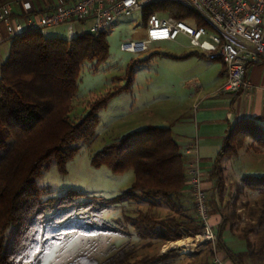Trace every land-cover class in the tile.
<instances>
[{"label": "trees", "instance_id": "1", "mask_svg": "<svg viewBox=\"0 0 264 264\" xmlns=\"http://www.w3.org/2000/svg\"><path fill=\"white\" fill-rule=\"evenodd\" d=\"M163 5L153 6L147 12L158 9L161 14L182 19L190 12L181 5ZM107 56L104 34L95 37L83 32L64 39L30 31L9 39L8 54L0 63V264H40L69 233L123 234L121 218L115 219L114 224L102 218L108 205L139 192L151 206L162 202L174 207L189 186L185 160L170 127L148 125L112 141L91 157L93 165L104 164L115 173L133 169L134 180L123 195L86 198L83 193L68 189L58 198H41L36 178L42 170L55 161L59 170L64 171L66 161L76 150L73 144L94 138L97 111L113 93L91 103L79 121H69L67 114L81 64H99ZM127 76L130 80L131 68ZM260 131V126L247 120L231 127L211 171L215 192L222 183L220 160L225 152L235 150L229 141L251 135L263 148L264 134ZM245 180L264 195V176L251 175ZM209 204L215 205L212 195ZM125 218L140 239L175 240L183 232L201 229L192 217L183 220L176 215L161 217L140 212ZM262 223L261 216L258 224ZM184 224L189 231L181 228ZM218 246L224 248L234 264H243L244 252ZM259 247L260 253L264 251V241ZM135 251L133 245L126 244L103 262L83 253L70 264H149L155 259L144 256L131 261Z\"/></svg>", "mask_w": 264, "mask_h": 264}, {"label": "rangeland", "instance_id": "2", "mask_svg": "<svg viewBox=\"0 0 264 264\" xmlns=\"http://www.w3.org/2000/svg\"><path fill=\"white\" fill-rule=\"evenodd\" d=\"M90 25V19L85 23H76L74 25L75 35L88 32ZM141 27H144V23L138 13L119 17L113 27L104 33L108 45L106 60L99 64L94 61H84L81 64L77 88L67 114L69 121H79L87 114L88 106L91 103L108 93L113 94L108 98L106 104L97 111L98 122L95 126L94 138L90 141H76L73 144L76 150L66 161L64 171H60L56 162L52 161L36 178V185L41 191L40 196L43 200L58 198L68 189L77 190L83 193L86 198L110 199L123 195L134 180L133 169L129 168L119 173L112 172L104 164L93 165L92 155L112 141L128 133L140 131L148 125L168 126L171 131L180 129L179 126L188 121L187 115L196 113V108H194L196 105L193 106L189 98L191 90L184 87L185 84L181 79V72L187 61L177 60L174 57L179 55L178 53L192 49L186 46L187 39L180 35L176 42H159L156 44L159 49L145 54L144 57H136L132 53L120 50L121 43L132 40L134 35L140 32ZM42 34L45 37L70 38L64 24L44 28ZM2 47H9V40L1 42L0 48ZM2 53L0 63L5 60L8 51L6 55L4 52ZM130 68L132 76L128 80L127 74ZM218 93L224 92L218 91ZM260 132L264 134V127H261ZM229 143L235 150H229L226 154L233 155V153L244 151L247 148L249 152L256 154L255 158H259V162L263 165L264 147L257 145L253 136L241 135L238 139H231ZM263 171L254 170L249 175L262 176L264 175ZM221 185L223 186V180ZM206 191L208 192L207 188ZM232 192L237 191L233 189ZM252 192L240 195L236 202L233 201V205L237 207L235 211L239 215L236 224L240 228H248L249 225H252L256 230L259 217H263L264 223V214H262L264 195L256 189H253ZM140 212L156 214L155 207L151 206L146 197L140 195L139 192L127 197L122 196L115 203L107 206L102 213V218L109 224H114L115 219L121 218L124 225L123 234L82 235L69 233L50 249L40 264H70L83 253L94 257L98 262H103L126 244L133 245L136 250L131 261L144 257L141 254L144 250L141 247L142 241L125 218L126 215L138 216ZM263 241L264 229L253 239L257 247ZM148 244L151 242L147 241L146 245L150 246ZM198 247L199 245H195L194 241L190 251L192 252ZM152 249L151 244V248L145 249V251ZM167 263L168 259H155L149 264Z\"/></svg>", "mask_w": 264, "mask_h": 264}, {"label": "crops", "instance_id": "3", "mask_svg": "<svg viewBox=\"0 0 264 264\" xmlns=\"http://www.w3.org/2000/svg\"><path fill=\"white\" fill-rule=\"evenodd\" d=\"M52 1L54 0H39V3L42 7L49 8ZM13 12L16 15H21L23 13L22 6L14 5ZM262 26L264 30V12ZM6 31V26L0 23V38L6 37ZM156 44L158 43L151 46L150 53L159 49ZM0 49H2L0 56L3 54L2 52L6 55L9 47ZM178 54L174 56L177 60L187 61L181 72V79L185 84L184 87L191 90L189 98L193 106L196 105L194 106L196 113L187 115L188 121L180 125V129L171 132L183 154L186 170H188V164L193 157L192 148L195 147L197 150L204 186L210 193L209 198L212 195L215 200V205L209 204L210 224L215 239L197 241L191 236L199 231L191 232L184 224L181 228L189 232H183L178 239L161 240L155 237L141 239V247L144 249H141V254H143L142 256L150 254L155 259H168L167 264H214L216 256L225 260L227 264H234L226 256L224 248L218 246L222 244L234 252H244L243 264H264V251L260 253V247H257L253 242L254 236L264 229V223L258 224L256 230L252 225H249L248 228H240L236 224V219L239 217L235 211L237 207L233 205V201L236 202L240 195L253 193V188L246 183L245 178L251 176L249 174L254 170H264V163L262 165L259 158H255L256 154L249 152L247 148L244 151L235 152L233 155L225 152L220 160L223 186L220 185L219 193L215 192V178L211 173L223 146V140L235 123L247 120L264 127V56L247 66L245 77L251 84L249 89L218 93L225 80L224 66L220 60H209L193 48ZM190 78H196L200 87L194 89L187 86V80ZM233 189H236L237 192H232ZM153 207H155L157 215L161 217L176 215L183 220L186 217H192L195 222L199 223L189 186L174 207L162 202L153 205ZM185 235L188 237H184ZM189 238L192 239L191 242L187 241ZM181 239L186 240L187 246L194 244L195 241V245H199V247L192 252L183 253L181 246L177 243ZM147 241L152 244L151 251H145V249L151 248V244H148L150 246L146 245Z\"/></svg>", "mask_w": 264, "mask_h": 264}, {"label": "built area", "instance_id": "4", "mask_svg": "<svg viewBox=\"0 0 264 264\" xmlns=\"http://www.w3.org/2000/svg\"><path fill=\"white\" fill-rule=\"evenodd\" d=\"M163 2L181 5L190 12L185 19L161 14L158 9L147 12L153 6H164ZM14 5L22 6L21 15L14 14ZM263 12L264 0H54L49 8L42 7L39 0H4L0 3V23L7 31L0 43L62 24L72 38L75 23L88 19V33L96 37L110 30L119 17L138 13L144 27L132 40L121 43L120 50L142 57L150 53L153 44L176 42L181 35L187 39L186 46L209 60L222 62L225 80L219 92H232L250 88L245 77L247 66L264 56ZM186 84L194 89L200 87L196 78L188 79ZM191 151L188 184L201 226L193 236L197 241H209L215 239L210 224L209 192L204 186L197 150L194 147ZM214 264L227 263L216 256Z\"/></svg>", "mask_w": 264, "mask_h": 264}, {"label": "bare ground", "instance_id": "5", "mask_svg": "<svg viewBox=\"0 0 264 264\" xmlns=\"http://www.w3.org/2000/svg\"><path fill=\"white\" fill-rule=\"evenodd\" d=\"M187 241H191L190 239H187ZM177 243L181 246V251L183 252V253H188V252H191L190 251V247L191 246H193V244H191L190 245V247H188L187 246V244H186V240H179V241H177ZM186 244V245H185ZM192 249V248H191Z\"/></svg>", "mask_w": 264, "mask_h": 264}]
</instances>
